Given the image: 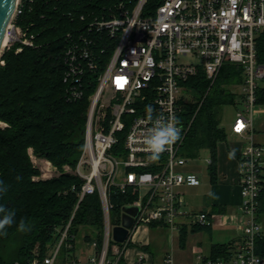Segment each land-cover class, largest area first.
I'll use <instances>...</instances> for the list:
<instances>
[{
	"label": "built area",
	"instance_id": "built-area-1",
	"mask_svg": "<svg viewBox=\"0 0 264 264\" xmlns=\"http://www.w3.org/2000/svg\"><path fill=\"white\" fill-rule=\"evenodd\" d=\"M21 2L8 26L4 49L15 42L34 46L32 37L14 22L22 12ZM263 31L264 0H159L155 5L150 0H118L105 15L89 21L65 52L69 98L83 97L80 84L88 74L87 80L94 83L84 147L74 168L82 180L78 201L46 254L36 249L32 258L16 264H124L130 245L142 243L134 241L136 236L151 224L166 225L171 241L185 226H211L209 213L184 209L185 197L178 190L201 184L196 173L184 171L191 158L182 149L192 120H184L181 99L186 80L203 70L213 83L228 63L240 66L243 75L240 107L232 123V132L245 141L239 151L243 239L229 257L198 253L194 264H264V256L255 252V240L264 233L257 217L264 144L255 139V124L264 118V106L257 103L258 91L264 88V64L257 55V38ZM147 105L153 107L154 117L175 115L182 127L181 140L156 161L148 158L142 142L151 127ZM238 124L243 125L239 131ZM206 163L210 165L211 158ZM115 192L126 196L119 223L112 218ZM94 194L102 209L101 241H82L73 233V220L83 199ZM124 207L139 212L127 240L119 243L113 229L122 224ZM85 249H90V256L82 261L79 251ZM133 264H147L146 252L140 251ZM161 264L180 263L169 252Z\"/></svg>",
	"mask_w": 264,
	"mask_h": 264
},
{
	"label": "trees",
	"instance_id": "trees-1",
	"mask_svg": "<svg viewBox=\"0 0 264 264\" xmlns=\"http://www.w3.org/2000/svg\"><path fill=\"white\" fill-rule=\"evenodd\" d=\"M118 0H22L14 22L28 37L33 47L20 42L5 48L0 64V181L7 186L0 194V206L15 213L18 224L25 219L29 231L20 232L16 224L0 233V264H16L33 257L38 245L41 256L55 244L59 228L68 222L78 201L82 180L61 173L45 180H34L39 171L34 156L50 161L57 168L77 165L84 147L89 96L94 83L83 78L78 100L69 98L70 84L65 81V52L94 17L105 15ZM134 1V0H133ZM159 0H150L156 4ZM83 17V19H82ZM22 48L20 51H17ZM257 55L264 64V31L257 38ZM243 79L242 68L225 64L212 83L203 70L184 82L192 100L181 99L184 120L192 124L185 141L186 155L196 157L206 150L210 154L209 172L217 182L218 143L228 139L229 132L221 125V108L237 104L238 94L231 83ZM218 84V86L214 87ZM257 103L264 105V88L258 91ZM194 117V118H193ZM112 218L120 222L121 207L126 196L111 193ZM264 216V183L258 199L257 217ZM2 218V214H0ZM73 233L84 232V239L101 241L102 209L98 194L86 196L73 220ZM208 227L195 226L193 231ZM151 230H166V225L151 224ZM188 234L184 227L181 240ZM130 246H133L132 244ZM235 245L214 244L209 257H229ZM143 250L152 251L151 245ZM255 252L264 256V233L255 240ZM65 253V250L63 251Z\"/></svg>",
	"mask_w": 264,
	"mask_h": 264
},
{
	"label": "crops",
	"instance_id": "crops-1",
	"mask_svg": "<svg viewBox=\"0 0 264 264\" xmlns=\"http://www.w3.org/2000/svg\"><path fill=\"white\" fill-rule=\"evenodd\" d=\"M229 132V136H234L237 139H242L237 134H234L232 132V126L231 129L227 130ZM255 139L258 143H264L263 140L258 138L256 128H255ZM244 140V139H243ZM244 144L240 145L243 147ZM224 147V150L226 152L222 156L224 159L222 161V164L220 166V160L217 156V182L218 184H221L222 189L226 191L224 198H215L214 195H205L202 199L201 204H196L193 202V200L189 199L187 196V190L195 187H200L201 184L198 186H182L178 190L181 192L185 197V203H184V209L187 211H194V212H206L209 213L213 217V224L209 226L208 228L193 231V228L195 226H185V228L188 231V234L184 241L181 240V235L175 234L173 241H171L170 236L167 232V230L162 229H155L151 230L148 228L145 230V232L138 234L136 236V239H141L139 242H142L141 245L137 243L134 246L130 247L128 250L127 255L125 256L124 264H133L137 261L138 254L140 251L143 250V246L151 245L152 251L146 252L147 254V264H161L165 256L169 253H173V257L176 260L177 263L180 264H194L197 262V254L202 253L205 256H209L211 253L212 246L214 244H227L232 242L235 246H237L243 239L242 231L239 229V226L242 225L245 221V217L243 216L241 210H240V204H241V189H240V173H239V147L235 146V144H229L228 139L224 142L218 143V150L220 147ZM237 147V148H236ZM230 154H232L230 156ZM191 158V157H190ZM188 167V166H187ZM185 167V170L186 168ZM219 171V172H218ZM195 173V172H193ZM219 173V174H218ZM261 220V219H260ZM220 224L223 226H232V230H230V233L225 235L226 238L223 241H214L213 235H211L212 229L215 225ZM155 232H158L157 235L160 237H169V240L172 244V249L176 246L178 249L184 253V255H181L178 251L173 252L172 249L168 251L165 248V244L161 241L159 244L160 247L154 246L151 242L154 239L152 235H154ZM209 235L210 239V246L207 247L204 250V244L200 239L194 237L191 241H188V237L191 235L194 236H200L204 233H207ZM152 237V240H151ZM155 240V239H154ZM190 243V244H188ZM195 245L193 248H191V253H188V247ZM174 246V247H173Z\"/></svg>",
	"mask_w": 264,
	"mask_h": 264
},
{
	"label": "rangeland",
	"instance_id": "rangeland-1",
	"mask_svg": "<svg viewBox=\"0 0 264 264\" xmlns=\"http://www.w3.org/2000/svg\"><path fill=\"white\" fill-rule=\"evenodd\" d=\"M4 48L2 49L1 53H0V64L3 65L4 62L3 60H1V55L3 53ZM3 62V63H2ZM242 77H240V82H233L231 83V90L235 91V93L238 94V91L240 90L241 84H242ZM216 80V79H215ZM218 86V84L214 87L215 88ZM192 92H190L189 90H184L182 92V96L184 98V100L186 101H191L192 100V96L191 95ZM264 106V105H263ZM239 104H228L223 106V108H221V114H220V118H221V125L226 129L229 130L231 129L232 123L236 117V113L237 110L239 108ZM264 108V107H263ZM194 118V117H193ZM1 125H5L4 123H0ZM255 128H256V132L258 135V138L261 137V139L264 142V118H259L255 124ZM228 143L229 144H235V146L239 147L240 149V145L244 144L245 141L243 139H237L234 136H230L228 138ZM264 144V143H263ZM236 147V148H237ZM187 148L184 147L182 149V152H186ZM226 152V150H224V147H220L217 153V156L219 158V164L221 166L222 161H223V155ZM30 155H31V159L32 162L34 164V166L37 168V170L39 171V175L34 176L33 179L34 180H45V179H50L54 176H59L61 173H69L72 175H75V171L74 168L69 166V165H64L62 169L57 168L55 165H53L50 161L44 159V158H38L36 156H34L32 150H30ZM210 158V154L208 151L204 150L202 152H200L196 157L192 158L191 157V161L188 164V167L186 168V170L184 169L185 172H195L201 179L202 181V185L200 187H195V188H191L189 190H187V196L189 199L193 200L194 203L196 204H201L202 203V199L205 195H216L215 198H224L226 191L224 189H222L221 184L218 183H213L211 180V176H210V172H209V165L206 163V159ZM79 161V160H78ZM78 163V162H77ZM76 167V166H75ZM219 172V171H218ZM219 174V173H218ZM262 227L264 229V216L261 217L260 220ZM232 226H223L217 223V225H215L212 229L211 235H213V240L214 241H223L224 239H228L226 238L225 235L230 233V230H232ZM158 232H155L154 235H152L154 237V239L152 240V244L154 246L160 247L159 244L161 241L165 244V248L170 251L172 249V244L169 240V237H160V234H164V233H159V236L157 235ZM140 234V233H139ZM84 237V232L82 230H80L79 234H78V239L83 241ZM194 237L200 239V241L203 242L204 244V250L206 249L207 252V247L210 246V239H209V235L208 232L204 233L203 235H198V236H194V235H190L188 237V241H191L192 239H194ZM139 239L135 238V242H137ZM161 240V241H160ZM190 244V243H188ZM195 245L189 246L188 247V253H191V248H193ZM174 247V246H173ZM38 248V245L35 247V249L33 250V252ZM173 252H179L181 255H184V253H182V251L180 249H178L176 246L172 249ZM90 256V249H85L83 252L79 251V258L82 261H85L88 257Z\"/></svg>",
	"mask_w": 264,
	"mask_h": 264
},
{
	"label": "clouds",
	"instance_id": "clouds-1",
	"mask_svg": "<svg viewBox=\"0 0 264 264\" xmlns=\"http://www.w3.org/2000/svg\"><path fill=\"white\" fill-rule=\"evenodd\" d=\"M146 113L151 127L147 128L143 134L144 138L142 142L144 150L149 153L148 158L156 161L162 153L181 140V121L175 115H169L168 117L157 115L154 117V109L151 105L146 106ZM7 191V186L3 181H0V194H6ZM0 214H2V218H0V233L6 235V229L11 228L14 224H16L17 230L20 232L29 231L31 228L29 222L23 218L17 224L15 213L8 211L3 206H0Z\"/></svg>",
	"mask_w": 264,
	"mask_h": 264
},
{
	"label": "water",
	"instance_id": "water-1",
	"mask_svg": "<svg viewBox=\"0 0 264 264\" xmlns=\"http://www.w3.org/2000/svg\"><path fill=\"white\" fill-rule=\"evenodd\" d=\"M18 2L19 0H0V53L4 47L7 29L14 16ZM123 210L122 224L115 226L113 229V238L119 243L127 240L129 231L133 227L134 219L139 212L135 207H124Z\"/></svg>",
	"mask_w": 264,
	"mask_h": 264
},
{
	"label": "snow or ice",
	"instance_id": "snow-or-ice-1",
	"mask_svg": "<svg viewBox=\"0 0 264 264\" xmlns=\"http://www.w3.org/2000/svg\"><path fill=\"white\" fill-rule=\"evenodd\" d=\"M242 127H243L242 124H238V126H237V131H239Z\"/></svg>",
	"mask_w": 264,
	"mask_h": 264
},
{
	"label": "bare ground",
	"instance_id": "bare-ground-1",
	"mask_svg": "<svg viewBox=\"0 0 264 264\" xmlns=\"http://www.w3.org/2000/svg\"><path fill=\"white\" fill-rule=\"evenodd\" d=\"M7 41H8V37L6 36V38H5V41H4V45H6L7 44Z\"/></svg>",
	"mask_w": 264,
	"mask_h": 264
}]
</instances>
